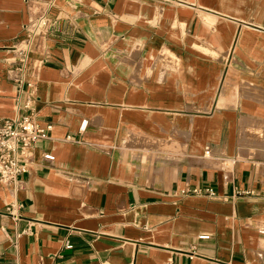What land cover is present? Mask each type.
Wrapping results in <instances>:
<instances>
[{"label": "crops", "instance_id": "1", "mask_svg": "<svg viewBox=\"0 0 264 264\" xmlns=\"http://www.w3.org/2000/svg\"><path fill=\"white\" fill-rule=\"evenodd\" d=\"M52 2L29 109L12 47ZM31 110L0 264H264V0H0V120Z\"/></svg>", "mask_w": 264, "mask_h": 264}, {"label": "built area", "instance_id": "2", "mask_svg": "<svg viewBox=\"0 0 264 264\" xmlns=\"http://www.w3.org/2000/svg\"><path fill=\"white\" fill-rule=\"evenodd\" d=\"M54 3L52 2L48 8L35 15L27 28L24 36L16 42L12 50L15 54V68L10 70L9 77L19 85L26 83L30 88L29 103L27 108L31 109L34 103L36 93V80L34 76L28 78V71L33 67L31 53L39 40L50 39L57 31L60 18L52 14ZM87 128V122H83L79 135L84 134ZM52 126L42 127L38 116L31 110L27 116L14 119L0 120V184L11 189L13 199L5 206L7 215L14 221L21 220L20 210L22 204L16 199L15 193L20 188L19 178L26 174H31L36 166L35 150L40 141L49 140ZM66 141H71L66 138ZM206 157L210 156V151L205 153ZM43 160L48 163L54 161L51 154H44ZM189 192H182V195ZM193 194L204 195L208 198H215V193L211 189L205 191L195 190ZM31 228L22 232L23 234H31ZM64 249H71L72 245L69 241L64 243ZM167 264H175L169 260Z\"/></svg>", "mask_w": 264, "mask_h": 264}]
</instances>
